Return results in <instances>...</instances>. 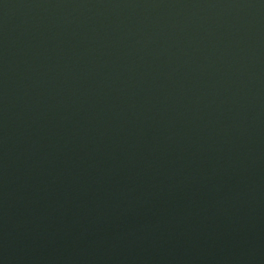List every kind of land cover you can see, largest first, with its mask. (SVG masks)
I'll use <instances>...</instances> for the list:
<instances>
[{"label":"water","instance_id":"obj_1","mask_svg":"<svg viewBox=\"0 0 264 264\" xmlns=\"http://www.w3.org/2000/svg\"><path fill=\"white\" fill-rule=\"evenodd\" d=\"M0 264H264V0H0Z\"/></svg>","mask_w":264,"mask_h":264}]
</instances>
